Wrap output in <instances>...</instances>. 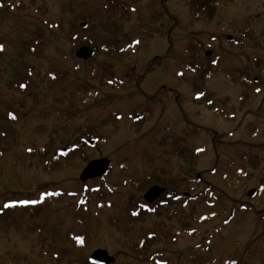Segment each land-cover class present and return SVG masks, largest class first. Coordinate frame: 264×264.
I'll use <instances>...</instances> for the list:
<instances>
[{
    "label": "rangeland",
    "instance_id": "1",
    "mask_svg": "<svg viewBox=\"0 0 264 264\" xmlns=\"http://www.w3.org/2000/svg\"><path fill=\"white\" fill-rule=\"evenodd\" d=\"M111 1L134 7L128 20H109L127 55L99 51L92 61L78 60L83 45L74 48L69 37L92 38L100 48ZM190 2L0 0V209L50 197L0 216V264H90L99 249L115 264H233L239 255L238 264H264V0H221L201 19ZM193 63L214 77L203 82ZM98 65L116 72L112 85L90 77L87 68ZM242 76L258 79L256 88ZM79 89L92 96L85 101ZM205 90L207 99H226L214 101L220 112L195 100ZM80 143L55 165L57 149ZM104 158L108 176L83 183L87 165ZM240 165L246 176L236 173ZM148 174L171 178L177 189L184 183L190 200L132 219L151 186L164 187H139ZM252 189L259 192L251 199ZM158 224H172L177 241ZM164 232L144 256L127 254L129 243ZM70 233L89 240L77 247Z\"/></svg>",
    "mask_w": 264,
    "mask_h": 264
},
{
    "label": "trees",
    "instance_id": "2",
    "mask_svg": "<svg viewBox=\"0 0 264 264\" xmlns=\"http://www.w3.org/2000/svg\"><path fill=\"white\" fill-rule=\"evenodd\" d=\"M129 3H132V4H137L140 0H128ZM220 4H221V0H191V2L189 3V6L191 8V11H192V14H193V17L195 19H201V15H210L212 16L213 13L215 11H217V9L220 7ZM130 8V10H129ZM128 8V5L127 4H120L115 2V1H111L109 2V4L106 5L105 7V16H104V20L103 22L101 23V27L103 29H105V32H106V36L107 38L105 39V41H103V43H101L100 45V48L97 47L94 43H93V39L92 38H88V37H82L80 36V34H74L72 36L69 37V41L72 43L73 47L74 48H78L80 45H90L92 46L94 49H95V52L96 54L101 51V52H104V53H108V55H110L111 57H114V58H119V57H123L124 55H127V51L120 45V42L119 40L117 39V35L118 33H120V31L118 30H114L112 25L109 23V20H114V22H122L124 19H129L130 18V11H133L134 10V7H129ZM52 28H58L60 27L59 24H51L50 25ZM198 48L199 47H195V48H189L188 53H191V55H193V52L196 53L198 52ZM93 59H90L89 61H92ZM88 61V62H89ZM204 64H201V63H196V64H192L191 67V70H195V72L201 77V79L203 80V82H206V81H209L213 75L215 73H213L211 71V68L209 67H206L205 65L203 66ZM80 65L78 63L75 64V70L76 71H80L81 68L79 67ZM87 72L90 74V77L92 79H97L99 80L102 84H108V85H112V83L117 79L116 77V72L113 70V68L110 66V65H98L96 67H93V66H89L87 68ZM230 78L234 81L236 80L235 76H230ZM240 80L242 83H245V85H247L249 88H252L253 89V84L250 85L249 81H248V78L245 77V76H242L240 77ZM203 85V84H202ZM24 88L26 86H23ZM209 92L205 90V92H202L199 94L200 98L198 99V101H204L206 100V104L207 106L209 107H213V109H215L216 112L219 111V107L217 106L216 107V104L215 102H226V99L225 98H218V99H207L206 96L209 95L208 94ZM79 95L81 96L82 99H84L85 101L90 97L92 96L91 93H89V91H85V89H79ZM244 97L241 96V99L243 100ZM83 100V101H84ZM215 101V102H214ZM12 120H15V115L13 114V112L10 114ZM255 126V125H254ZM254 128L256 127H252L251 129L253 130ZM250 131V134L253 136L255 135L254 132H255V129L253 131ZM85 143H80L78 146L76 147H70L71 150H74L76 149L77 150H80L84 147ZM67 148V147H66ZM41 156H43V152H41ZM68 155L64 154V152L60 149H57L56 150V155L55 157H53L52 161L56 164H59L60 163V159L63 158V157H67ZM253 159V157L250 155H245L243 154L242 155V160H245V161H248L250 162L251 160ZM257 161L254 163V164H259V160L258 158H256ZM46 168H51V165H46L45 166ZM246 168L243 166V165H240V168L237 169L236 173L239 175V176H246ZM165 180L163 181H160L161 179L156 176L155 174H151L144 178L140 184H139V187L140 185L142 184L143 186L142 187H147V183L148 185H152V183H155V184H159V183H163L164 186H166L168 188V190L170 191H174L175 193L177 192H181L182 191V188L185 187V184L182 183L181 186L182 188L181 189H177L176 186V182L174 181H171V178H164ZM192 179V177H191ZM138 185H136L137 187ZM189 191V190H187ZM171 195H166L164 198H162L164 201H169ZM47 198H50L47 194H41L40 195V199L37 201V205H41V204H45L46 202V199ZM36 205V206H37ZM127 205V206H126ZM144 210L140 211V210H137L135 212H133V209L130 210V213L132 215V219H135L137 220L138 218H141L147 214H157L158 211H159V207L158 205H155V206H149V205H146V203H144ZM6 210H10V212H19L21 209V211H25L27 212L28 210V206L26 205L25 201H22V202H19V204H9L7 206H5ZM125 210L129 208V205L128 204H125L124 207H123ZM140 208V207H139ZM141 209V208H140ZM6 210L3 209H0V216H5L6 215ZM133 212V213H132ZM157 227H160L164 230L166 229H169L171 232H170V238H171V241L172 243H175L178 239V236L180 235L178 231H176L175 227L171 224V225H168L167 226L161 224V225H157ZM90 235V234H89ZM166 233L164 232L162 235H155V234H152V235H147V236H144L143 238H141V241L139 242H131L129 243L126 248L128 250L127 254L128 255H131L135 258H139V257H142L146 254V250L149 246V242L152 243V241H159L160 239L164 240L166 237ZM88 239L89 240V236L88 235H84V234H81L80 236H74L72 233H70V240H72L74 242V244L77 246V247H82L85 245V240ZM240 256V255H239ZM239 256L238 257H230L231 261H233L234 263L233 264H238L239 262ZM237 258V259H236Z\"/></svg>",
    "mask_w": 264,
    "mask_h": 264
},
{
    "label": "water",
    "instance_id": "3",
    "mask_svg": "<svg viewBox=\"0 0 264 264\" xmlns=\"http://www.w3.org/2000/svg\"><path fill=\"white\" fill-rule=\"evenodd\" d=\"M82 28L87 27L86 23L81 24ZM231 39V37H230ZM211 53L208 52L207 55L209 56ZM95 55V52L92 47L90 46H84L81 49H79L76 52V57L81 60H88L90 58H93ZM91 146L96 145V140H91L90 141ZM111 166V162L109 159L104 158L100 160H94L88 164V166L85 168L83 173L81 174V181L82 182H87L91 179L99 178L102 176L107 175L109 169ZM164 193V189L160 187H153L150 189L146 195H145V200L148 201L149 203H152L156 201L162 194ZM255 191H251L250 196H254ZM91 261L98 263V264H115L116 259L111 256L108 251L106 250H96L93 252L91 255Z\"/></svg>",
    "mask_w": 264,
    "mask_h": 264
},
{
    "label": "flooded vegetation",
    "instance_id": "4",
    "mask_svg": "<svg viewBox=\"0 0 264 264\" xmlns=\"http://www.w3.org/2000/svg\"><path fill=\"white\" fill-rule=\"evenodd\" d=\"M216 66V65H215ZM256 83L258 82V80H254ZM245 97L246 96V93H242L241 95H240V97ZM243 101V100H242ZM233 118H235V116L233 115ZM200 181V180H199ZM198 181V182H199ZM192 182H194V179H193V181L191 180L190 181V183H192ZM162 187V186H161ZM166 187V186H165ZM164 187V188H165ZM166 190L168 189L167 187L165 188ZM186 192H188V191H185V192H177V193H175L174 191H170V195H171V197H170V199H169V201H164L162 198L160 199H158L157 200V204L158 205H160V206H162V207H165V206H167V205H169V204H171L170 202L172 201V202H174V201H177V200H179V199H181L182 201H185V198L184 197H186V195H187V193ZM167 193V192H166ZM159 201V202H158Z\"/></svg>",
    "mask_w": 264,
    "mask_h": 264
},
{
    "label": "snow or ice",
    "instance_id": "5",
    "mask_svg": "<svg viewBox=\"0 0 264 264\" xmlns=\"http://www.w3.org/2000/svg\"><path fill=\"white\" fill-rule=\"evenodd\" d=\"M0 50H2V46H0Z\"/></svg>",
    "mask_w": 264,
    "mask_h": 264
}]
</instances>
